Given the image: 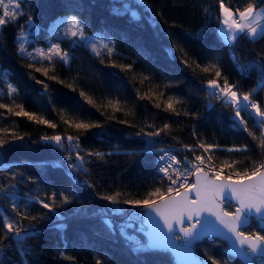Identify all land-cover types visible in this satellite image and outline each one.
Listing matches in <instances>:
<instances>
[{"label":"trees","instance_id":"trees-1","mask_svg":"<svg viewBox=\"0 0 264 264\" xmlns=\"http://www.w3.org/2000/svg\"><path fill=\"white\" fill-rule=\"evenodd\" d=\"M15 2L20 4L18 10L13 7L19 13L16 19L0 26V103L13 112H19L16 105H21L55 127L0 108V142L8 141L0 147V217L19 219L12 211L14 203L38 217L31 224L20 221L34 231L26 241L27 254L21 258L5 241L0 260L19 259L22 264H173L168 253L126 248L109 231L107 222L99 219V209L108 203L100 197L119 193V204L129 208L132 205L124 200L145 199L157 188L166 191V179L157 163L165 151L182 165L194 162L204 151L201 143L211 145L204 153L230 172L250 170L253 162L264 159L254 113L241 115L256 140L242 126H232L233 109L211 99L206 87L215 71L202 69L211 64L220 68L221 85L226 78L240 93L257 85V71L242 77L229 55V45L216 31L220 0H12ZM246 2L224 0L233 9ZM29 16L35 29L29 34L27 48L45 47L56 38L50 33L52 25L71 17L83 24L85 35L107 41L113 53L109 57L105 50L96 55L89 45H71L67 40L62 49L68 53V64L58 59L51 63L29 61L18 52V36ZM235 50L241 65L264 62L262 38H238ZM30 62L35 67L29 68ZM121 65H131V69L122 70ZM42 66L48 69L47 76L35 71ZM9 85L16 89L12 97ZM169 97L180 101L174 105L175 112L165 110ZM253 99L264 110V89ZM208 101L212 103L209 110ZM80 121L100 127L75 128ZM165 124L169 127L159 136L143 135ZM53 135L75 138L78 154L84 157L83 168L70 170L66 153L41 139ZM236 148L245 150L229 151ZM87 153H100L102 158ZM72 162L80 164L76 157ZM9 185L14 187H6ZM8 191L15 192L14 201L5 199ZM65 196L69 203L62 205ZM40 201L51 204L54 211L41 208ZM24 203L29 205L27 209ZM244 231L264 234L253 221ZM0 235H4L2 230ZM223 247L213 238L195 245L196 253L208 264L209 256L218 264H240L225 254Z\"/></svg>","mask_w":264,"mask_h":264},{"label":"snow or ice","instance_id":"snow-or-ice-1","mask_svg":"<svg viewBox=\"0 0 264 264\" xmlns=\"http://www.w3.org/2000/svg\"><path fill=\"white\" fill-rule=\"evenodd\" d=\"M10 5L17 10L20 8L19 2L12 3V0H9V3L6 4L5 0H0V6L4 9L2 15H0V26L5 25L8 19L15 20L19 14L18 11H10ZM219 9V22L223 25V29L219 35L225 44H233L238 38H247L250 41H255L258 37L264 39V0H248L242 8L235 9L226 6L224 0H220ZM27 23L33 30L35 29L31 16L28 17ZM65 23L68 25L67 27H64ZM61 28H63L66 35L72 37L74 40L89 43L91 51L96 55H100L99 48H103L107 51L109 57H111L113 48L107 43H100L98 45V42H89L88 38L84 35L83 24L76 18L57 22L52 30L53 35H58ZM19 39L21 43L19 44L18 52L22 56H27L29 61L39 58L40 60H48L51 63L55 56L63 63H69L68 53L59 44H52L46 51L37 49L34 52H27L23 33H21ZM232 60L242 77H247L253 70L257 71V85L245 93H240L237 90L238 86L229 83L226 78H224L223 85H221L218 82L222 77L220 68L217 64H211L202 69L204 72L215 71V77L206 82V87L210 90L209 94L215 100L228 104L233 109L232 126L234 128H240L242 126L243 131L248 132L253 140H256L257 137L249 130L241 113H255L261 131L259 146L262 149V156H264V110L253 99V95L258 90L264 89V62L240 65L234 54ZM27 66L29 68L35 67L31 62ZM112 66L116 67L115 64ZM120 67L122 70L125 68L131 69V65H121ZM35 71H43V74L46 76L48 74V69L43 66L36 67ZM50 78L55 79V77ZM36 83L40 84L42 81L36 80ZM44 87L46 92L47 85ZM15 92L16 89L9 85V97H12ZM80 95L82 97L86 96L84 92H81ZM88 102L92 103L90 99ZM177 103H180V101L169 97L165 110L175 112L174 105ZM16 107H19L21 110L19 112H13L11 107L0 103V108H7L9 112H13L16 116L24 115L30 120L35 119L38 123H47L49 127H55L54 124L45 120L43 117H36L35 114L24 111L21 105H16ZM113 107H115V104H113ZM176 114L179 115L178 112ZM98 127H100L98 123L84 121L75 123V128L86 131ZM168 127L165 124L163 128L157 131L144 132L143 135L147 137L159 136L162 132H166ZM4 131H7V129H4ZM15 138L23 139L22 137ZM41 139L45 142H51L58 147H63L64 138L59 135L45 136ZM74 139L72 136L67 137L69 143ZM6 143L8 141L0 142V147H3ZM151 143L149 141V144ZM76 146L79 147L78 144ZM199 147L203 148L205 152H208L212 146L201 143ZM242 150L245 149H229V151ZM87 155H96L102 158L100 153H87ZM195 159L199 161V164H193L191 169L182 171L174 167L181 164V161L175 155H161L159 160L164 163L158 168V171L163 174L162 178L169 181L167 191L165 192L157 188L149 192L145 199L124 200L123 203L145 209L146 212L143 214L145 216V222L151 228V232L157 242L156 246L159 243H163L173 248L182 257H190L193 241L199 240L202 236L206 235L208 230H215L216 225L221 226L231 236L235 237L236 243L241 248L246 245L252 255H256L258 252L264 255V234L257 232L246 234L244 230H241L243 226L249 225L250 221L254 222L258 220L261 225H264V159L253 162L250 170L234 172L233 174H223L222 169L216 171L211 169V166H209V171H205L203 166L206 165V161L204 158L202 156H196ZM76 160L80 161L79 166L83 168L84 157L77 154ZM226 166L231 167V165ZM67 167L71 169L74 165L69 163ZM189 175H195V183H187ZM6 187L13 188L14 186L9 185ZM181 188L184 189L183 192L180 191ZM2 190L0 189V191ZM173 193L175 195H172ZM190 193H194V198H189ZM119 195V193L115 195H103L100 199L116 205L121 203L118 200ZM8 198L14 201L15 192H6L5 199ZM233 201H235V204L232 203ZM67 203H69V199L65 196L62 198L61 204ZM28 207L29 205L27 203L23 204L24 209ZM40 207L46 209L48 212L54 211L53 206L48 202L40 201ZM12 211L15 213V217L19 219L0 217V230L4 233V235H0V255L4 254L5 241H9L11 247L17 250L22 258L27 254L26 241L30 236L34 235V231L22 226L20 221L28 220L31 224L38 217L31 216L26 211L20 210L16 203L13 204ZM112 211L117 212L119 209L114 208ZM151 214H154V217H157L158 220L154 219ZM210 217L214 218V220L209 219ZM198 225L201 227L198 228ZM13 241L14 243H12ZM176 241H182V243L176 244ZM237 254L245 255L242 252H237ZM65 258L70 259L68 257ZM208 259L211 261V264H218L215 258L209 256ZM0 264H22V260L9 261L5 258L0 260ZM97 264H100V262L97 261Z\"/></svg>","mask_w":264,"mask_h":264},{"label":"built area","instance_id":"built-area-1","mask_svg":"<svg viewBox=\"0 0 264 264\" xmlns=\"http://www.w3.org/2000/svg\"><path fill=\"white\" fill-rule=\"evenodd\" d=\"M228 51H229V55H230L231 59H232L233 54L235 55V57L237 59L234 43L230 44L228 46ZM237 61H238V59H237ZM165 154L172 155L171 153L166 152V151L162 152L157 158L158 168L160 166H162L164 163V162L159 160V157L161 155H165ZM198 156H202L205 161L206 160L208 161V162L206 161V165L203 166L205 171L210 170L209 166H211V169H213V170H216V171H218V169L221 170V168H219L220 166L217 165L215 162H213L208 157V155L206 153H204V151H201V153ZM193 164H199V161H197L195 159L194 162L188 161L185 164L174 166V167L177 168L178 170L187 171V170L192 168ZM70 170H73V168H71ZM222 170H223V174H227L224 171V169H222ZM161 175H163V174H161ZM233 178H235V176H233ZM193 182H194L193 175H189L187 183H193ZM166 185H167L166 186V191H167V188L169 186V181L167 179H166ZM173 187H175V186H173ZM182 190H184V189L181 188L180 191H182ZM172 195H175V193H173ZM114 208L119 209V211L113 212L112 209H114ZM136 209H137V206L126 208L120 204L113 205V204H110L108 202L102 208H100L98 211L99 219L107 222L109 231L113 235L118 237L122 241V244L126 248L130 249L132 252H135L139 249L145 248L144 238L142 237V235L139 232L135 231V229L137 227H139L140 229L145 228L144 225L140 222V217L143 215L144 209L140 208V210L138 212H136ZM60 226L63 227L62 224Z\"/></svg>","mask_w":264,"mask_h":264},{"label":"water","instance_id":"water-1","mask_svg":"<svg viewBox=\"0 0 264 264\" xmlns=\"http://www.w3.org/2000/svg\"><path fill=\"white\" fill-rule=\"evenodd\" d=\"M211 108H212V103L208 101L207 110ZM195 179L196 177L195 175H193V180H194L193 183H195ZM183 191L184 190H182L181 192ZM189 198L190 199L194 198V193H190ZM232 203L235 204V201H233ZM145 212L146 210L144 209L143 214ZM151 215H153L154 217V214H151ZM154 219L158 220L157 217H154ZM209 219L214 220V218H211V217ZM140 222L144 225L145 228L140 229L139 227H137L135 231L139 232L144 238L145 249L149 251L168 253L171 257L173 264H208V260L204 257L199 256L196 253V249H195L196 244L202 242L204 239H207V238H213V239H217L221 241L224 244L222 251L225 254L237 259L240 262V264H258V261H264V255H262L259 252L256 255H252L246 245L243 248H241L236 243L235 237L231 236L230 233H228L225 229H223L219 225H216L215 230H208L207 234L202 236L199 240L193 241V243L191 244V256L190 257H182L178 255L177 252L173 250V248L168 247L164 245L163 243H159V245L156 246L157 242L151 232V228L145 222L144 215L140 217ZM254 222L256 223L257 228L259 230L264 231V225H261V223L258 220ZM251 223L252 221H250L249 225L243 226L241 230H245L246 228H248ZM197 227L200 228L201 226L198 225ZM175 243L180 244L182 243V241H176ZM237 252L245 253V255H238Z\"/></svg>","mask_w":264,"mask_h":264},{"label":"rangeland","instance_id":"rangeland-1","mask_svg":"<svg viewBox=\"0 0 264 264\" xmlns=\"http://www.w3.org/2000/svg\"><path fill=\"white\" fill-rule=\"evenodd\" d=\"M5 3L8 4V3H9V0H5ZM2 9H3V7H2ZM3 10H4V9H3ZM10 11H15V9H14L11 5H10ZM70 19H71V17L62 18V19L57 20V21L52 25L51 30H50V33H51V35H52L53 37H56V38L47 41L46 46L43 47V48H41V47H36V48H33V49L27 48V44H28L29 39H30L29 34L33 31L32 27H31L29 24H27V25L25 26V28L20 32V34H19V36H18V42H19V44L21 43L19 37H20L21 33H23L24 36H25V41H24V43H25V49H26L27 52H34V51L37 50V49H39V50H43V51H46V50H47L52 44H59L60 47L62 48V46L64 45V41H67V40H70L71 45H74V44H76V43H81V42L85 43L84 41L74 40L72 37L66 35V34L64 33L63 28L60 29L58 35H53V31H52V30H53L54 25H55L57 22H59V21H61V20L67 21V20H70ZM218 23H219V27H220V26H223V25L220 24L219 20H218ZM67 26H68V25L65 23L64 27H67ZM84 35H85V34H84ZM85 36L88 38V41H89V42H98V45H99L100 43H107V41H105L104 39H102V38L99 37V36H87V35H85ZM60 40H61V41H60ZM85 44L89 45V47H90V44H89V43H85ZM234 44H235V43H234ZM90 48H91V47H90ZM64 51H65V50H64ZM99 51H105V49H103V48H99ZM65 52H66V51H65ZM55 59H58V60H59L58 57H55V56H54V57H53V60H55ZM35 60H38V61H48V60H40L39 58H37V59H35ZM210 98H211V99H214L211 95H210ZM254 115H255V113H254ZM257 124L259 125V123H258V119H257ZM67 137H69V136L62 137V138H64V139H63V147H62V148H61V147H58V146H57V147H58L59 149H61L63 152L66 153L65 156H66V158L68 157V160H67V161H68L69 163H71V164H74L73 169H76L75 166H79L80 164H78V163H74V162H72V160L74 159V157L77 156L78 151H79V147H77V146L75 145L74 140H73L71 143H69V141L67 140ZM72 155H73V156H72ZM206 161H207V160H206ZM207 162H208V161H207ZM207 164H208V163H207ZM219 166H220V165H219ZM219 168L224 169V171H225L227 174H233V173H234V172H230V171H228L226 168H224V166H223V167L220 166ZM214 169H215V168H214ZM218 171H220V170L218 169ZM132 207H135V206H132ZM140 208H141V207L137 206L136 212H138V211L140 210ZM258 264H262V261H258Z\"/></svg>","mask_w":264,"mask_h":264},{"label":"crops","instance_id":"crops-1","mask_svg":"<svg viewBox=\"0 0 264 264\" xmlns=\"http://www.w3.org/2000/svg\"><path fill=\"white\" fill-rule=\"evenodd\" d=\"M219 18H220V9H219ZM223 29V26H220L219 27V23L217 24V29H216V31H217V33H218V35L220 34V32H221V30ZM220 36V35H219ZM221 39H222V37H220ZM259 38V37H258ZM223 40V39H222ZM227 45H230V44H227ZM256 120H257V118H256Z\"/></svg>","mask_w":264,"mask_h":264}]
</instances>
